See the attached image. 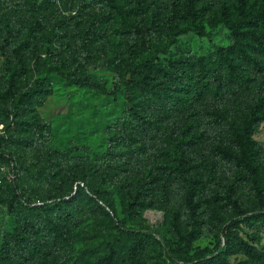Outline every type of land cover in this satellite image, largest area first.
<instances>
[{
    "label": "rangeland",
    "instance_id": "rangeland-1",
    "mask_svg": "<svg viewBox=\"0 0 264 264\" xmlns=\"http://www.w3.org/2000/svg\"><path fill=\"white\" fill-rule=\"evenodd\" d=\"M35 1L41 25L17 54L34 25L31 4L0 0V92L9 84L8 67L20 61L18 93L32 85L45 61L61 64L74 77L95 76L99 85L51 74L13 120L0 111L2 147L16 162L21 195L36 202L71 196L58 208L25 207L13 200L12 167L0 170V264H87L109 252L106 243H132L120 220L127 229L153 232L142 235L140 264L210 256L230 231L262 251L264 218L247 217L264 209L258 196L264 198V68H250L244 82L236 83L225 81L216 64V48L233 42L220 19L225 9L237 16L240 0H119L130 9L126 23L104 0ZM192 5L195 23L209 35L188 31L171 43L170 29L189 20ZM143 31L148 47L136 61L156 51L150 75L155 90L139 86L128 69L129 47ZM13 100L3 104L11 108ZM247 126L254 174L230 154ZM181 162L185 172L178 170ZM193 189L203 227L192 247L170 256L174 224L186 227L184 200ZM229 194L246 213L235 217ZM132 200L154 204L133 214ZM90 248L97 253L91 255ZM228 259L251 258L234 245Z\"/></svg>",
    "mask_w": 264,
    "mask_h": 264
},
{
    "label": "trees",
    "instance_id": "trees-1",
    "mask_svg": "<svg viewBox=\"0 0 264 264\" xmlns=\"http://www.w3.org/2000/svg\"><path fill=\"white\" fill-rule=\"evenodd\" d=\"M108 6L114 10L118 16L126 23L129 19L130 9L126 8L119 0H104ZM31 6V12L34 17V25L30 28L28 35L25 40L20 43L16 49V53L19 54L20 50L26 46L29 41L33 31L37 30L41 23L38 19L37 4L35 0H29ZM220 22L224 23L230 30L233 38V42L227 46H220L216 48V64L220 69H224V79L228 82H244L245 73L250 68H255L262 70L264 68V0H255L253 4H249L248 0H240L239 7L237 9V16H233L232 11L225 9ZM194 31L199 35L208 36L209 33L205 31L203 26L197 25L195 23V11L193 5L190 6L189 10V20L183 24L173 27L170 29V42L172 43L174 39L185 32ZM142 38L139 43H134L129 47L130 62L128 64V69L130 74L135 77L136 82L139 86L143 88L154 89V84L150 82V75L153 67L156 65V51H154L152 57L147 58L142 63L136 61L137 53L144 49L148 45L147 36L144 31L142 32ZM8 42V38H5ZM148 47V46H147ZM208 70H212L211 65L208 67V63L205 64ZM9 72V84L8 87L0 92V111L3 112L7 117L12 120L20 112L22 106L26 101L36 95H38L44 88L46 80L51 74H60L64 76L69 82H79L85 83L89 82L95 85H99V80L95 76H85V77H74L70 72L66 71L65 68L55 62L45 61L41 67L37 70L35 78L32 85L25 89L23 92L18 93V83L17 76L24 72L23 63L20 61L17 68L8 67ZM204 75L201 74L199 78L192 81L191 90L196 89L195 86L198 85V81ZM104 92H107L104 86H101ZM14 97L12 107L8 108L3 104L4 100ZM264 106V101L259 103V107ZM249 126V125H248ZM244 128L242 133L237 134L234 141L235 145L232 152H230L234 161L239 165L245 166L249 169L250 173H255L254 165V142L251 137L252 127ZM5 141V135H0V170L8 164L12 167V173L14 174L13 185V200L15 202L21 203L25 207L33 208H58L62 206L65 202H68L71 198L68 197L67 200L59 199L54 201L36 202L30 201L24 198L19 192L17 186V174H16V162L14 159H10V156L2 147V143ZM178 170L185 172L183 163H179ZM199 196L196 189H193L188 193L184 200V204L187 209V216L189 217L186 221V227H180L179 223H175V230L177 233V238L175 240V248L170 247L168 254L172 256L171 251H179V249L187 247H192L193 242L199 236L201 229L203 227L202 221L199 218V204H196L195 199ZM259 202L264 207V198L262 192L258 193ZM227 201L236 210V216L246 213L241 204L237 199H234L232 194H229ZM127 202V201H126ZM125 202V204H126ZM124 204V205H125ZM154 203H146L145 201H138L136 203L132 200L128 204V210L133 212V214H138L141 209L148 206H152ZM159 205V203H156ZM161 205V204H160ZM163 206V205H162ZM174 213H170L173 215ZM262 216L264 218V209L253 213L247 219H256ZM48 218H51L49 213ZM235 223V222H232ZM120 230L129 231L134 237L132 243L127 247L115 245L114 243H106L105 250L109 252L99 257L96 260H87V264H140V255L146 244L142 235L153 236V232L150 227H146L147 231L140 232L135 229H127L123 220L119 221ZM156 239V238H155ZM160 243V242H159ZM237 245L246 255L251 259L242 260L239 262H232L228 259L229 250L232 246ZM188 250V249H186ZM91 255L97 253L96 248H90L88 250ZM86 253H81V258H85ZM184 264H264V249L258 251L255 246L249 244L241 236L233 231L227 233V241L223 246H219L215 254L210 256L203 255L194 258L190 263Z\"/></svg>",
    "mask_w": 264,
    "mask_h": 264
},
{
    "label": "built area",
    "instance_id": "built-area-1",
    "mask_svg": "<svg viewBox=\"0 0 264 264\" xmlns=\"http://www.w3.org/2000/svg\"><path fill=\"white\" fill-rule=\"evenodd\" d=\"M0 134H3V133H0ZM7 167L6 166H4L2 169L4 170V169H6ZM12 177H14V174L12 173Z\"/></svg>",
    "mask_w": 264,
    "mask_h": 264
},
{
    "label": "bare ground",
    "instance_id": "bare-ground-1",
    "mask_svg": "<svg viewBox=\"0 0 264 264\" xmlns=\"http://www.w3.org/2000/svg\"><path fill=\"white\" fill-rule=\"evenodd\" d=\"M154 218V217H153Z\"/></svg>",
    "mask_w": 264,
    "mask_h": 264
}]
</instances>
